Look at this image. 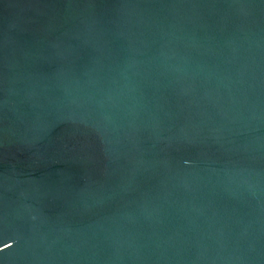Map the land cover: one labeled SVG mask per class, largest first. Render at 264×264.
<instances>
[{
    "label": "water",
    "instance_id": "1",
    "mask_svg": "<svg viewBox=\"0 0 264 264\" xmlns=\"http://www.w3.org/2000/svg\"><path fill=\"white\" fill-rule=\"evenodd\" d=\"M0 264H264V0H0Z\"/></svg>",
    "mask_w": 264,
    "mask_h": 264
}]
</instances>
